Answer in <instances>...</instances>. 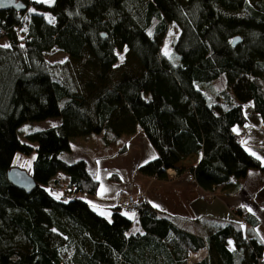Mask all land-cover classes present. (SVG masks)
Here are the masks:
<instances>
[{
    "label": "trees",
    "instance_id": "16d2710c",
    "mask_svg": "<svg viewBox=\"0 0 264 264\" xmlns=\"http://www.w3.org/2000/svg\"><path fill=\"white\" fill-rule=\"evenodd\" d=\"M22 1L25 10L0 8V264H189L204 246L195 264H263L264 243L251 231L258 220L244 207L200 234L141 198L125 210L140 226L131 231L117 204L109 219L80 195L99 185L88 160L61 154L71 137L92 136L101 139L95 161L124 153L141 129L157 150L138 166L147 176L178 173L194 155L191 172L208 191L264 170L236 131L248 102L264 127V0ZM170 25L178 31L165 54ZM55 47L65 61L46 58ZM221 75L226 87L209 102L197 84ZM49 117L58 123L23 130ZM34 149L27 172L36 185L27 192L6 172Z\"/></svg>",
    "mask_w": 264,
    "mask_h": 264
},
{
    "label": "crops",
    "instance_id": "0c3cea01",
    "mask_svg": "<svg viewBox=\"0 0 264 264\" xmlns=\"http://www.w3.org/2000/svg\"><path fill=\"white\" fill-rule=\"evenodd\" d=\"M251 107L254 114L250 116L246 111L248 121L236 131L244 133L241 143L264 163V127L260 116ZM156 155L157 150L144 131L138 130L127 139V151L95 162L94 174L99 185L94 194L86 196V201L99 213L111 217L116 195L124 189L146 199L160 211L178 216L177 223L183 228L200 234L205 233L208 225L235 218V209L244 207L257 218L258 224L251 227V231L264 243V170L251 168L246 176L208 191L198 185L191 172L199 155L181 162L178 173L170 168L169 172L175 171L176 174L167 171L165 178L150 177L138 171L140 164ZM133 215L135 217L136 213ZM195 219L204 224L199 230L189 224Z\"/></svg>",
    "mask_w": 264,
    "mask_h": 264
},
{
    "label": "rangeland",
    "instance_id": "374dc122",
    "mask_svg": "<svg viewBox=\"0 0 264 264\" xmlns=\"http://www.w3.org/2000/svg\"><path fill=\"white\" fill-rule=\"evenodd\" d=\"M45 1H50V0H45ZM178 31V28L175 25H170L168 30L163 34L162 39H161V48L163 53L169 54L171 51V42L174 36L176 35ZM0 43L1 44H6V38L1 36L0 37ZM46 58L50 61H65L67 59V54L58 48H53L51 51L45 54ZM198 87H200L204 93L206 94L208 101L212 102L215 100V95L218 91L224 89L226 87V81L224 75H221L219 78L211 81L210 83H205V84H197ZM246 111L248 114L251 116L253 113L252 110V103L248 102L246 105ZM254 114V113H253ZM59 121L58 118L56 117H49L41 121H34L32 123H29L26 127L23 128V130L31 129V128H42V127H49L52 125L57 124ZM22 138V137H21ZM24 139V138H22ZM91 142L87 143V141L83 137H71V150L70 151H65L61 154V157L66 160V161H72L73 159L77 158H85L89 162V166L91 171L94 170V165H95V151H92V149L95 147V143L101 144V139L95 138L94 136L90 137ZM31 145L35 146V142H30ZM36 157V150H31L29 154H22V153H17L16 157L14 158L13 163L16 165V167L25 169H30L33 165V160ZM101 159V158H99ZM169 172V171H168ZM171 175L176 174L175 171L169 172ZM60 180L62 182L66 181L65 176H60ZM124 190V189H121ZM125 192L132 194L129 191L124 190ZM119 192V191H118ZM82 197L86 198L88 196L87 194H80ZM118 195V193H117ZM116 195V197H117ZM135 195V194H133ZM213 195V194H210ZM221 206V205H220ZM223 208V207H222ZM125 211V210H123ZM214 212L218 213L217 210H213ZM127 212V211H125ZM106 213V212H104ZM131 218L133 219L132 226H131V231H138L140 230V226L137 220L134 219V212L129 211L127 212ZM111 219V217H107ZM195 222H189L190 226L194 227L196 230L200 229L202 226L201 223H198V221L195 219Z\"/></svg>",
    "mask_w": 264,
    "mask_h": 264
},
{
    "label": "water",
    "instance_id": "95a60500",
    "mask_svg": "<svg viewBox=\"0 0 264 264\" xmlns=\"http://www.w3.org/2000/svg\"><path fill=\"white\" fill-rule=\"evenodd\" d=\"M26 7V3L22 0H0V8L4 10L13 8L21 11L25 10ZM240 38V36H235L232 43L236 44ZM6 176L12 185L27 192L31 191L36 185L33 176H31L25 169L16 166L9 168L6 172Z\"/></svg>",
    "mask_w": 264,
    "mask_h": 264
},
{
    "label": "built area",
    "instance_id": "2783aa9c",
    "mask_svg": "<svg viewBox=\"0 0 264 264\" xmlns=\"http://www.w3.org/2000/svg\"><path fill=\"white\" fill-rule=\"evenodd\" d=\"M2 34H3V30L0 29V35ZM243 135L244 133L238 134V139L239 140L242 139ZM169 170L170 168L167 171ZM66 188H67L66 183L65 184L61 183V185H58V187H56L57 191H59L63 195V198H66V194H64ZM140 200L141 198L133 194H129L124 190H119L118 195L116 197V204L123 210H127V209L136 210ZM207 254H208V249L206 246L198 249L197 251H190L188 256V263L195 264L201 261L203 258H205Z\"/></svg>",
    "mask_w": 264,
    "mask_h": 264
},
{
    "label": "snow or ice",
    "instance_id": "6c2138e0",
    "mask_svg": "<svg viewBox=\"0 0 264 264\" xmlns=\"http://www.w3.org/2000/svg\"><path fill=\"white\" fill-rule=\"evenodd\" d=\"M5 47H7V45H5ZM121 60H123V57L121 56ZM57 199H59V196H57ZM231 243V242H230Z\"/></svg>",
    "mask_w": 264,
    "mask_h": 264
}]
</instances>
